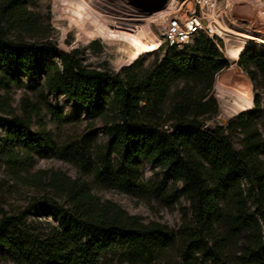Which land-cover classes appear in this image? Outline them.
I'll return each mask as SVG.
<instances>
[{"label":"trees","instance_id":"1","mask_svg":"<svg viewBox=\"0 0 264 264\" xmlns=\"http://www.w3.org/2000/svg\"><path fill=\"white\" fill-rule=\"evenodd\" d=\"M21 2L3 0L0 16L12 14ZM236 64L254 88L264 90V52L246 46ZM228 66L204 35L181 51L166 47L163 56L156 55L147 66L139 56L111 73L84 66L75 50L65 53L49 43L13 41L0 31V85L24 78L30 90L61 95L82 108L88 119L108 118L95 176L131 192L142 188L137 182L139 161L161 169L173 184L180 183L194 227L186 229L197 230L181 236L159 223L144 224L119 208L97 206L85 183L63 178L67 206L54 201L41 205L56 223L50 232L39 238L2 220L0 247L16 264H98L111 252L129 261L149 262L181 238L185 249L226 264L218 260L223 240L245 232L238 264H264V240L247 207L251 201L264 208V137L256 121L260 94L253 91V110L239 112L225 125L203 128L204 120L218 112L209 95L213 79ZM23 105V118L0 116V128H5L0 144L13 163L20 149L53 147L41 123L31 130L34 108ZM233 135L239 136V148L231 144ZM64 155L76 159L77 152ZM10 226L17 231L10 232ZM202 235L211 239L215 252L206 247Z\"/></svg>","mask_w":264,"mask_h":264},{"label":"rangeland","instance_id":"2","mask_svg":"<svg viewBox=\"0 0 264 264\" xmlns=\"http://www.w3.org/2000/svg\"><path fill=\"white\" fill-rule=\"evenodd\" d=\"M2 1L0 0V7ZM108 1L114 2L113 4L120 2V5L115 6L125 10H131L128 6H135L138 14L144 17H151L153 13L165 9L169 2V0H144V3L138 0ZM226 1L219 0V6L225 13H222L220 20L222 29L218 25L223 34L218 44L229 66L234 64L236 69L241 70L236 64L237 60L232 63L229 59L227 49L230 47L235 50L236 40L232 34L224 31V27L244 31L243 28L233 25L234 21L244 25L248 22L246 20L232 22ZM256 2L264 4V0ZM7 20L12 26L6 23ZM150 25L153 32L158 35L160 29L158 18ZM0 26L1 33L13 41L49 43L58 51L65 53L75 50L81 63L89 68L116 73L120 68L131 64L120 65L121 58L126 59L125 50L120 42H111L104 38L87 39L83 35H76V29L68 26L63 6L56 0H22L12 14L0 16ZM246 46H253L257 51L264 52V46L258 47L255 44ZM160 48L155 52L143 53L142 64L149 65L156 55L161 58L166 47L161 45ZM214 79L209 95L215 99L218 112L215 117L204 120L205 129H212L216 124L225 125L227 120L239 113L229 108L230 98L220 95L214 85ZM252 91L260 94L261 112L256 121L264 137V90L252 86ZM24 102L34 108L33 113L36 115L32 118L31 130H38L41 123L48 132L53 147L29 152L20 149L18 161L13 163L8 160L3 144H0V221L16 223L17 229L32 236L41 238L47 235L56 223L41 205H44L45 201H54L66 207L67 199L61 182L63 178H68L85 183L90 194L96 198L97 206L119 208L127 215L137 217L144 224L159 223L180 232L181 236L187 233L195 234L197 230L186 229V226L194 227L189 203L179 193L180 183L173 184L171 176L161 169L139 161L137 182L142 188L131 192L117 189L95 176L94 170L100 164V151L107 141L103 125L108 118L88 119L82 108L72 105L65 97L52 96L42 88L30 90L24 78H16L12 82L0 85V116L16 115L23 118ZM167 107L168 105L166 109ZM250 110H253V106ZM4 132L5 128L2 126L0 135L4 136ZM230 141L233 147H240L239 136H231ZM72 150L77 152L76 159L65 157L64 154L72 153ZM247 207L248 213L257 220L264 240V208L251 201L247 202ZM17 229L9 227L10 232ZM246 236L247 234L243 232L228 241L223 240V252L218 256L220 263L225 261L226 264H238L237 258L241 253V247L247 241ZM200 238L204 239L210 251L215 252L211 239L203 235ZM0 264H16L2 247ZM98 264H219V261L200 251L185 249L183 239L179 238L173 246L149 262L129 261L119 252H111L100 258Z\"/></svg>","mask_w":264,"mask_h":264},{"label":"bare ground","instance_id":"3","mask_svg":"<svg viewBox=\"0 0 264 264\" xmlns=\"http://www.w3.org/2000/svg\"><path fill=\"white\" fill-rule=\"evenodd\" d=\"M56 1L63 6L68 26L76 29V35H83L87 39L104 38L111 42H120L126 54V59L121 58L119 61L120 65L134 62L143 53L157 51L162 44L161 38L153 32L150 24L163 14L164 9L153 13L151 17H144L138 14L135 6H128L131 10L117 8L116 4L120 5L118 1L115 4L108 0ZM138 1L144 3V0ZM225 4L232 15L229 16L231 21L248 22L244 25L234 21L233 25L243 28L244 31L224 27V31L232 34L236 40V49H227L233 63L246 45L264 46V4L261 5L256 0H227ZM220 12L225 13L222 9ZM218 25L222 29L220 23ZM214 32L222 33L219 29ZM214 85L222 97L230 98L229 108L233 112L248 110L253 106L252 83L234 64L215 75Z\"/></svg>","mask_w":264,"mask_h":264},{"label":"built area","instance_id":"4","mask_svg":"<svg viewBox=\"0 0 264 264\" xmlns=\"http://www.w3.org/2000/svg\"><path fill=\"white\" fill-rule=\"evenodd\" d=\"M220 10L219 0H169L163 14L158 17L161 45L183 50L192 46L199 35H204L221 52L218 42L223 34L214 32L215 29L221 30L218 26L222 18Z\"/></svg>","mask_w":264,"mask_h":264}]
</instances>
